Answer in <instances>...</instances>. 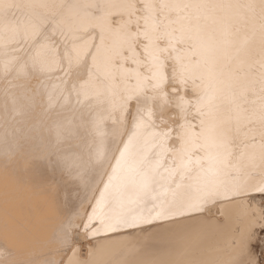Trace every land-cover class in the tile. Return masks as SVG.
<instances>
[{
  "label": "bare ground",
  "instance_id": "1",
  "mask_svg": "<svg viewBox=\"0 0 264 264\" xmlns=\"http://www.w3.org/2000/svg\"><path fill=\"white\" fill-rule=\"evenodd\" d=\"M5 2L19 5L8 13V22L12 25L10 29H4L3 22L0 21V167L7 180H17L21 184V181H26L31 187H43L44 195L55 203L61 215L69 211L75 212L88 193L101 185L92 210L89 211V220L83 224L88 227L93 221L98 223L92 234L100 237L92 243V248L97 253L95 262L98 264L104 260L108 264H128L132 261L131 258H119L118 251L114 249L116 244H120L121 238L132 233L147 231L150 237L159 239L161 248L158 256L154 246L152 247L154 244L150 245V251H145V255H152L153 264L166 263L164 257L172 250V239L176 240V237L184 233H200L197 235L200 238L193 240L194 245L198 242L195 246L205 243L207 236L215 238L221 230H226V235L217 238L223 241L236 235L247 238L249 231L242 233V230L239 231L242 227L238 229L241 233L230 229L233 228V216L236 214L230 204L235 205L241 197L244 200L249 197L248 208L258 210V202L263 199L260 195H264V192L257 190L264 186V26L259 19L246 27L238 26L239 43L250 54H241L236 58V52L233 51L232 56L224 61L227 65L226 78L235 79L237 84L235 97L223 101L226 128L229 129L226 153L230 154L232 167L220 180L228 185L233 184L232 182L243 183L247 186V191L238 197H232L221 190V194L209 199L201 211L156 218L154 208L158 210L165 200L171 202L174 195L179 200L189 194V189L195 192L197 187L203 188L209 179L197 169L183 181L176 176V183L173 184L171 170H180L191 153H196L194 160L197 157L207 158L209 153L203 147H199L197 151L198 145H194L190 137H183L182 142L184 129L181 125L196 124L195 131H199V119L196 117L195 104L186 107L185 112L175 106L176 97L172 92L174 85L171 82L172 61H167L165 69L169 77L165 91L171 103L162 105L161 100L156 97L163 96L164 93H156L148 84V78L153 73L146 63L147 57L143 51L146 41L141 37L133 53L128 46L129 37L145 30L146 17L149 18V35H157L151 30V18L157 12L158 19L165 25L168 24L169 15L172 20L177 19L175 13H170L168 9H146L145 4L192 3L196 0H87L117 6L94 13L90 23L73 34L60 27L63 19L72 15L67 7L60 6L82 0ZM30 4L57 7L34 9L27 7ZM114 18H117L115 24L112 22ZM32 20L40 22L39 33L31 27L29 21ZM173 27L178 28V25ZM176 34L179 35V32ZM68 52H72L74 58L71 66L68 63ZM171 54L180 55L187 60L192 56L201 58L202 50L192 41L181 44L179 51ZM77 55L81 57L78 65L75 63ZM33 60L46 64L47 70L32 71ZM10 62L11 70L5 73L2 69ZM129 75L133 77L131 84L128 82ZM31 80L36 81L34 89H31ZM137 83L142 84L145 89L139 101L135 96ZM180 94L187 100L194 99L191 85L187 90L181 89ZM129 96L132 98L128 99ZM130 112L132 116L128 123ZM150 112L152 115L149 126L138 129L136 124L141 116L147 120ZM172 115H176L182 122L176 126H167L162 122L169 121ZM251 130H255V133L248 135L247 132ZM163 132H168L169 135L162 142L159 133ZM248 136L249 140L244 141ZM204 143L201 138L199 145ZM171 147H174V151ZM169 148L173 152L168 151ZM37 149L39 152L40 149H45L50 157L49 163L39 161L40 159L33 160L24 169V155ZM119 149L120 152L132 154L136 159L149 158V163L152 164L160 162L153 193L158 199L149 195L141 205L143 211L140 206L135 209V214L143 218L137 223L138 226L132 224L109 230L106 218L115 212L129 209L130 203H119L118 197L125 192L131 201L138 191L127 182L128 163L121 158L118 159L119 164L117 160L116 170L109 178L103 175L108 163L114 161L112 155ZM6 153L15 157L10 166L4 162ZM98 153L101 154V159H97ZM51 184L56 187L54 192L46 188V185ZM105 185L108 187L105 188ZM169 188L171 191H168ZM98 201L103 203V208ZM145 207L147 209L144 211ZM257 212L260 217V209ZM245 217L246 220H253L249 212ZM102 220L105 222L102 223ZM251 233L257 238L256 234ZM78 241L75 239V243ZM147 249L148 247L145 248ZM15 260H19L18 256L7 258L0 252V264ZM142 262L145 259L139 258V264Z\"/></svg>",
  "mask_w": 264,
  "mask_h": 264
},
{
  "label": "snow or ice",
  "instance_id": "2",
  "mask_svg": "<svg viewBox=\"0 0 264 264\" xmlns=\"http://www.w3.org/2000/svg\"><path fill=\"white\" fill-rule=\"evenodd\" d=\"M14 3L0 0V21L3 22L4 29H10L12 25L8 22V13L18 7ZM110 3L99 2H77L74 4L63 5L61 8L67 7L72 15L65 17L60 24L62 30L73 34L79 28L90 23L93 14L98 13L103 9L116 7ZM30 8H48L57 7L56 5H27ZM146 9H168L170 13H175L177 19L172 20L171 15L168 17V24H163L158 19L159 13L151 18V30L157 35L150 36L148 31L149 18H145V30L134 33L129 37V49L135 53L136 45L140 42L141 37L146 43L143 44V51L147 57L146 63L152 71V76L148 78V84L156 92H163V96H157L156 99L161 100L162 105L171 103L165 89L169 83V77L166 75L165 69L167 61H172L171 82L173 83L172 92L176 97L175 106L181 112H185L186 107H191L195 104L196 117L199 119V131H195L196 124L181 125L184 129L183 137H190L194 145L203 147L209 154L207 158L197 157L196 153L188 155L183 162L180 170L173 168L170 172L172 177L171 183H176L175 177L179 176L183 181L192 175L197 169L208 177L207 183L203 188L197 187L195 192L189 189V194L181 197L179 200L173 196V200L161 203L159 209L155 208L156 218H163L169 215H183L186 212L201 211L209 199L221 194L238 197L247 191V186L240 182H235L231 185L225 184L220 180L227 170L232 167L230 154L226 153V147L229 141V129L226 128L225 121V105L223 101L229 97H235L236 80L226 78L225 68L227 65L224 61L232 56L233 51L236 52V58L241 54H250L240 45L238 36V26L245 27L254 23L257 19L264 26V0H196L192 3H168L162 5L145 4ZM55 19V17H53ZM31 27L37 33L40 32V22L36 20L29 21ZM173 25H178L173 27ZM171 29V30H169ZM179 32V35L176 33ZM195 41L202 50V57L197 58L192 56L189 59L177 55L172 56V52H178L181 44ZM39 42V36L37 37ZM171 50V51H170ZM167 53V56L165 54ZM91 54V53H89ZM69 66L73 63L72 52H68ZM81 57H75V63H80ZM109 62V61H106ZM11 62L5 64L3 71L8 73L11 70ZM47 65L33 60L31 64L32 71L44 72L47 70ZM23 71V69H21ZM133 77L129 75L128 82L131 84ZM191 85L194 93L193 100H187L184 95H181V89L187 90ZM145 89L142 84L137 83L135 96L139 101L141 95H144ZM132 97L129 96L128 99ZM151 112L146 120L141 116L137 122L138 129L147 128L151 120ZM230 123V117L229 121ZM162 142L166 141L169 133H159ZM201 138L204 139V145L200 146ZM131 142V138H130ZM127 149V145L125 146ZM120 158L128 163L127 182L134 188L138 189L135 193V198L130 201L132 206H141L149 195L153 199H158L153 195L156 187V177L159 174L161 164L156 161L155 164L149 163V158L136 159L130 153L121 151ZM97 159H101V154H97ZM119 164V160H118ZM115 172V169H114ZM108 185H105L107 188ZM264 192V186L257 189ZM171 191V188L168 189ZM161 195H164L163 193ZM101 208L104 207L101 201H98ZM142 216L135 214L134 207H129L127 211L115 212L106 218L109 230H114L118 227L131 226L132 224L142 221ZM261 228H264V210L261 211L259 217ZM102 223L105 221L102 220ZM247 239H252V233L249 230ZM67 235L65 234V243H67ZM68 264H80L79 261L69 258ZM254 264V262H250Z\"/></svg>",
  "mask_w": 264,
  "mask_h": 264
},
{
  "label": "rangeland",
  "instance_id": "3",
  "mask_svg": "<svg viewBox=\"0 0 264 264\" xmlns=\"http://www.w3.org/2000/svg\"><path fill=\"white\" fill-rule=\"evenodd\" d=\"M116 21L117 18L112 20L114 24ZM35 83V80L30 81L31 89H34ZM37 111H39V108H37ZM131 116L132 113L130 112L128 123L131 120ZM170 117L171 119L169 121H162L167 126H176L182 122L176 115ZM252 132L255 133V130H251L247 132V134L249 135V133L251 134ZM243 134L244 133L241 135ZM249 137L250 136L243 140L248 141ZM74 143L77 144L76 142ZM171 148V150L174 151V147ZM35 150L27 155L22 153V156H26L22 160V167L24 169H26L33 160L38 161L40 159L39 161L49 163L50 157L45 149H40V152L39 149H37V151ZM171 150L170 148L168 149V151L173 152ZM120 153L119 149L112 155L114 161L111 163L109 162L110 164L108 163L105 167L103 171L104 176L106 175V177L109 178L114 172L117 166V160L120 159ZM239 154L241 153L239 152ZM5 157L6 159L4 162L8 166L12 165V162L15 161V157L11 153H6ZM116 180H118V178H116ZM21 182L22 184L17 180H12V182L11 180H7L0 167V252L7 258H14L15 256L19 258V260H15L8 264H35V262H41V264H44V262L45 264H66L69 258L77 259L81 264H98L95 262L97 253L92 248V243L100 238L92 235L93 232H95L93 229L97 227L98 223L93 221L88 227L83 224L89 220L88 215L92 210L101 185L95 187L88 193L85 200L75 212L69 211L67 214L61 215L55 203L44 195L45 189L43 187H31V184L28 182ZM46 188L51 192H54L56 189L54 184L46 185ZM18 189H20V191ZM260 196L263 199L258 202V210L260 209V211H262L264 210V195ZM118 198L119 203H124V205L130 203V197L125 192ZM249 203V197H247L246 200L241 197L240 201L235 205L230 204L233 212L236 211V214L233 216V228L230 229L238 232V229L242 227L239 231L242 230L241 232L244 233L246 230L247 232L250 230L254 235H257V238L252 236V239L248 240L247 238H239L236 235V237L231 236L223 241L217 238L218 236L221 237L222 235H226V230H221L220 232L222 234H219V232L215 238L207 236L204 239L205 243L195 246L198 242L194 245L193 240L199 239L200 237L197 235L200 233L194 235H186L184 233L176 237V240L172 239L174 241L172 244L174 245L170 247H172L171 249L174 251L170 250L164 257V260L167 262H156V264H250V262H254V264H264V228L259 226L258 210L253 211L251 207L249 209ZM96 205L97 203H95V206ZM129 207L130 205H128V208ZM136 208L137 207H134V210ZM140 209L142 210L141 206ZM146 209L145 207L144 211ZM124 210L126 209L124 208ZM244 212L245 215L249 212L253 220H246L245 215H243ZM250 223L252 226L254 225V228H251L252 226L250 227ZM138 225L137 223L134 224V226ZM65 234L67 235V243H65ZM132 234L121 238L120 244L115 245L114 249L118 251L117 256L121 259L131 258L132 261H129L128 264H139V258L145 259V262H142V264H153L152 255H145V251H150V245L154 244L152 247L154 246L153 248L156 250L158 256L161 248L159 239L157 237H150V233L147 231ZM75 236H78V238ZM74 238L76 241L80 240L78 241L79 243H75ZM208 240L211 241L208 242ZM147 247L148 249L145 250ZM116 251H114V253ZM100 264H108V262L104 260Z\"/></svg>",
  "mask_w": 264,
  "mask_h": 264
}]
</instances>
